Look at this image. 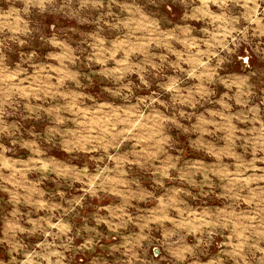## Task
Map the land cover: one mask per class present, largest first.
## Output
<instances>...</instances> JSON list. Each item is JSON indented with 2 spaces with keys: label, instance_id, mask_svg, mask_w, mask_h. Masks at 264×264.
<instances>
[{
  "label": "rangeland",
  "instance_id": "obj_1",
  "mask_svg": "<svg viewBox=\"0 0 264 264\" xmlns=\"http://www.w3.org/2000/svg\"><path fill=\"white\" fill-rule=\"evenodd\" d=\"M0 264H264V0H0Z\"/></svg>",
  "mask_w": 264,
  "mask_h": 264
}]
</instances>
